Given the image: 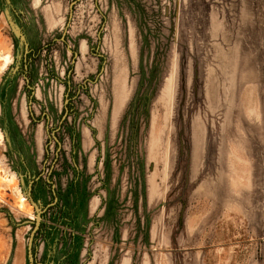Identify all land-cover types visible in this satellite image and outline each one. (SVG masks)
<instances>
[{
	"label": "rangeland",
	"instance_id": "obj_1",
	"mask_svg": "<svg viewBox=\"0 0 264 264\" xmlns=\"http://www.w3.org/2000/svg\"><path fill=\"white\" fill-rule=\"evenodd\" d=\"M221 252L264 264V0H0V264Z\"/></svg>",
	"mask_w": 264,
	"mask_h": 264
},
{
	"label": "crops",
	"instance_id": "obj_2",
	"mask_svg": "<svg viewBox=\"0 0 264 264\" xmlns=\"http://www.w3.org/2000/svg\"><path fill=\"white\" fill-rule=\"evenodd\" d=\"M230 164L233 167L232 160L231 159H230ZM242 179H243V181L245 180V178H242ZM226 211H229V210H226ZM193 213H197V214H199V216L195 220L196 224L192 228H190L191 225H190L189 221H190V218L193 215ZM226 215H229V212H225L224 211L223 218H225ZM206 216H207V214H205V209L195 210V211L189 213L188 218H187V221H186V226H187L188 230L189 231H197L199 228H201L202 225L204 224V220L203 219ZM225 253L227 254V252H221V254L217 257V260L216 261H217L218 264H225L229 260V258H230L229 255H228L227 258H224V254ZM238 254L239 253H234V255L232 257V261L230 262V264H248L249 263V261H250V260H248L249 257L248 258H245V259H242V262H239V263L237 261H235V259H237V256L239 257ZM241 258H243V254H242ZM234 262H236V263H234Z\"/></svg>",
	"mask_w": 264,
	"mask_h": 264
},
{
	"label": "water",
	"instance_id": "obj_3",
	"mask_svg": "<svg viewBox=\"0 0 264 264\" xmlns=\"http://www.w3.org/2000/svg\"><path fill=\"white\" fill-rule=\"evenodd\" d=\"M30 243H31V239H30L29 244H28L29 254H30V245H31Z\"/></svg>",
	"mask_w": 264,
	"mask_h": 264
},
{
	"label": "bare ground",
	"instance_id": "obj_4",
	"mask_svg": "<svg viewBox=\"0 0 264 264\" xmlns=\"http://www.w3.org/2000/svg\"><path fill=\"white\" fill-rule=\"evenodd\" d=\"M6 60H7V58H5V61H6ZM8 181H11V179H9V178H8ZM20 201L22 202L23 200H22V199H20Z\"/></svg>",
	"mask_w": 264,
	"mask_h": 264
}]
</instances>
